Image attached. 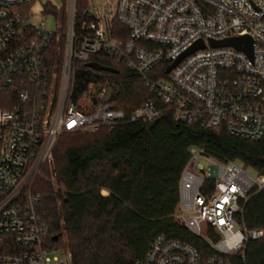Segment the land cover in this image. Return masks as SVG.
<instances>
[{
	"label": "built area",
	"instance_id": "obj_1",
	"mask_svg": "<svg viewBox=\"0 0 264 264\" xmlns=\"http://www.w3.org/2000/svg\"><path fill=\"white\" fill-rule=\"evenodd\" d=\"M32 1L0 0V243L7 252L0 264H71L69 252L45 248L34 194L64 134L149 124L168 111L178 123L222 128L250 142L264 138V0H89L78 25L77 0H63L65 29L56 19L51 29L44 20L34 22L30 11L25 15ZM246 36L252 58L209 44ZM198 42L205 48L167 73ZM93 56L141 77L163 108L146 102L127 116L107 83L96 92L91 83L83 94L95 93L93 109H80L73 65ZM189 152L177 217L213 252L204 257L190 244L157 236L135 264H231L230 257L244 258L250 241L264 239V231L241 224L247 202L264 189V176L254 179L243 166L201 148ZM8 241L19 252L10 253Z\"/></svg>",
	"mask_w": 264,
	"mask_h": 264
},
{
	"label": "trees",
	"instance_id": "obj_2",
	"mask_svg": "<svg viewBox=\"0 0 264 264\" xmlns=\"http://www.w3.org/2000/svg\"><path fill=\"white\" fill-rule=\"evenodd\" d=\"M35 1L23 7L25 15ZM88 3L77 0V25L84 20ZM46 13L66 28L65 12L47 7ZM92 63L118 73L96 72L88 66ZM73 67L76 102L89 84H94L96 92L107 83L117 109L127 116L146 102L163 108L144 80L115 60L93 56L89 62L75 61ZM68 138L54 150L57 189L40 178L34 194L47 231L45 248L69 252L71 264H135L147 256L157 236L190 244L204 257L212 254L203 238L193 235L177 217L180 180L193 147L220 162L237 163L264 176V138L250 142L222 128L214 132L178 123L168 111L153 123H126L94 134H64L59 141ZM241 224L264 231V189L247 202ZM7 244L10 253L19 252L10 241ZM6 253L0 243V254ZM228 259L231 264H264V239L250 241L244 258Z\"/></svg>",
	"mask_w": 264,
	"mask_h": 264
},
{
	"label": "rangeland",
	"instance_id": "obj_3",
	"mask_svg": "<svg viewBox=\"0 0 264 264\" xmlns=\"http://www.w3.org/2000/svg\"><path fill=\"white\" fill-rule=\"evenodd\" d=\"M47 7H53L55 10H57L59 13H63L65 12V7L63 6V0H36L34 5L31 6L30 8V12L33 15V21L34 22H39L41 20H44L47 22V24L49 25V27L51 29H53L54 27V17L49 16L48 14H46V8ZM95 93L92 92L91 97H88L87 95L83 94L80 98V100L77 102L79 107L85 111V112H91L92 111V107H91V102L90 101H94L95 98ZM68 139H61L60 141L58 140V142L56 143L60 145L62 142H66ZM53 169H54V163L51 167L46 168L47 173L45 174V172H43L44 174V180L50 182L54 188L57 189V185L55 183V175L53 173ZM247 173L254 179H257L258 174L252 170V169H246ZM104 195L106 196L107 194L104 193ZM183 222L184 225H186V223L181 220Z\"/></svg>",
	"mask_w": 264,
	"mask_h": 264
},
{
	"label": "water",
	"instance_id": "obj_4",
	"mask_svg": "<svg viewBox=\"0 0 264 264\" xmlns=\"http://www.w3.org/2000/svg\"><path fill=\"white\" fill-rule=\"evenodd\" d=\"M210 46L212 48H224V47H233L236 48L239 51L245 52L249 57L252 58V46L253 41L250 37H238V38H231L223 41H210ZM205 48V44L203 42L196 43L189 51L184 53L176 62H174L172 65H170L167 69V73H170L183 59L186 57L192 55L194 52L199 51L201 49ZM91 69L95 70L96 72L100 73H109V74H117L118 70L112 67L103 66L99 64H89L88 65ZM111 95V90L108 92V96L106 101L109 100Z\"/></svg>",
	"mask_w": 264,
	"mask_h": 264
}]
</instances>
